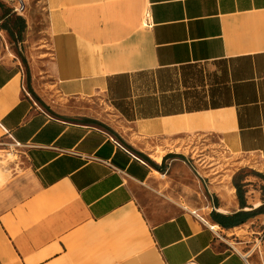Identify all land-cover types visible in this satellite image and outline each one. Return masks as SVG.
I'll list each match as a JSON object with an SVG mask.
<instances>
[{"label": "crops", "instance_id": "1", "mask_svg": "<svg viewBox=\"0 0 264 264\" xmlns=\"http://www.w3.org/2000/svg\"><path fill=\"white\" fill-rule=\"evenodd\" d=\"M26 6L0 14V143L6 133L24 160L0 187V264H255L224 232L258 230L264 212L217 222L221 233L190 212L149 221L139 201L155 171L188 168L196 148L203 167L225 154L264 158V0ZM10 35L23 37L44 104ZM98 100L118 124L71 117L97 119L85 105ZM149 146L166 150L160 162ZM256 198L229 211L257 209Z\"/></svg>", "mask_w": 264, "mask_h": 264}, {"label": "rangeland", "instance_id": "2", "mask_svg": "<svg viewBox=\"0 0 264 264\" xmlns=\"http://www.w3.org/2000/svg\"><path fill=\"white\" fill-rule=\"evenodd\" d=\"M30 2L31 0H16L17 7H13V9L8 3L5 4L8 8L0 5V14L6 11L24 13L28 10V8H25V5H27L26 7H29ZM7 40L9 42L8 45L13 48V50L18 51V56L21 60L20 67L25 75L29 91L39 103L44 104V101L38 97L37 92L32 87L33 85L44 87V85L35 83L34 78L30 74L31 70L27 59L26 47L21 43L23 37L10 35L7 37ZM87 103L88 105H85L87 106L85 109L89 114L96 116L97 119L81 116L79 114L71 117L75 119L86 118L89 122L99 126H107V123L118 124V121L116 120L117 117L113 113V108L110 107L106 101H88ZM123 130L128 132L129 129ZM112 131L115 132L113 129ZM115 133L118 134V132ZM133 138L138 139V136L133 135ZM132 149L135 152L139 151L135 148ZM161 149L165 150L163 148ZM6 150L14 152L16 157L14 160L9 159L7 161L9 175L4 181L0 182V187L9 179L13 178L14 173L22 171L24 162L20 146L16 145L6 133H3L0 143V155L5 153ZM154 150H156L155 147H146V152L148 154L145 155L150 157V159H153L149 154ZM183 150L186 152L189 149ZM198 150L199 149L196 148L193 152L195 160L191 158L189 159L188 168H183L181 165H175V167L168 173L170 177L168 175L163 176L156 173L159 181L150 186L148 188L149 193L141 197L139 201V207L149 221L156 222L172 217L180 212L191 213L190 209H196L210 222L217 223L213 218L214 213H231L229 208L232 207V203L236 204V201L240 202L236 184L241 187L244 199L246 196L251 197L252 195H256L257 198L254 199L256 203L264 202V158L261 159L257 156H252L248 159L238 160L234 155L233 157H228L225 154L219 160V163H214L212 167H207V165L203 167L200 165V161H197L199 159ZM177 158L182 160L181 157ZM1 159L2 158L0 157V163ZM209 159L211 160L212 158ZM211 161L213 162L214 159ZM164 170L167 171H163L162 174H166L165 172H168L169 167ZM220 207H223L226 211H219L218 208ZM221 228H218L217 231L222 233V231H220ZM247 229L248 226L239 227L235 230L234 234L227 229L225 232L223 231L224 233H227V237L233 245L240 243L239 245L236 244L235 247H237V249L243 254H246L247 251H249L251 245L249 241L252 239L249 235L251 231ZM248 254V258L253 263L264 264L262 260V258L264 259L263 246L261 247V253L253 251L251 254Z\"/></svg>", "mask_w": 264, "mask_h": 264}, {"label": "trees", "instance_id": "3", "mask_svg": "<svg viewBox=\"0 0 264 264\" xmlns=\"http://www.w3.org/2000/svg\"><path fill=\"white\" fill-rule=\"evenodd\" d=\"M0 5H2L0 1ZM238 189V195L240 198L241 207L245 206V199L243 198V193L241 187L236 184ZM259 212H264V204L261 205L259 208L254 210H238L233 213H214L213 218L223 227H233L235 225H239L247 221L250 217L254 216Z\"/></svg>", "mask_w": 264, "mask_h": 264}, {"label": "bare ground", "instance_id": "4", "mask_svg": "<svg viewBox=\"0 0 264 264\" xmlns=\"http://www.w3.org/2000/svg\"><path fill=\"white\" fill-rule=\"evenodd\" d=\"M173 124L174 123H171L170 125L173 126ZM160 149L161 148L158 147V149L156 148V150H154L151 154H149L154 160H156L158 162H160L162 160L163 153L165 152V150H162V149L160 150ZM0 157L2 158L1 163H0V182H2L9 175V169H8L7 161L9 159L14 160V158L16 156H15L14 152H12L10 150H6L5 153L0 155ZM155 172L158 173V171H155ZM231 193H232V191H231ZM259 205H260V202L255 203V206H259ZM186 208H188V207H186ZM218 210L222 211V212L226 211L223 207L218 208ZM190 211H191V213H193L195 216H197L199 219H201L202 221H204L208 225H212L215 229L220 228L217 223L210 222L207 218H205L203 215H201L198 212V210L190 209ZM236 244L239 245L240 243H236Z\"/></svg>", "mask_w": 264, "mask_h": 264}, {"label": "built area", "instance_id": "5", "mask_svg": "<svg viewBox=\"0 0 264 264\" xmlns=\"http://www.w3.org/2000/svg\"><path fill=\"white\" fill-rule=\"evenodd\" d=\"M145 26L150 25L151 23L148 20V14L145 15L144 21H143ZM118 144L122 145V143H120L118 140H115ZM211 229L217 230L215 229L212 225H210ZM249 235L251 236V241H249L251 243L249 251H247L248 253H252L253 251H257V253H261V247L264 243V225L258 229V230H252ZM262 255V254H260ZM262 258V257H261ZM263 262L264 259L262 258Z\"/></svg>", "mask_w": 264, "mask_h": 264}]
</instances>
